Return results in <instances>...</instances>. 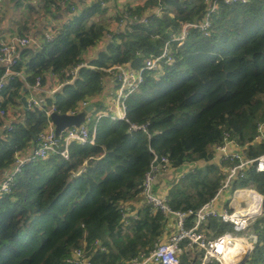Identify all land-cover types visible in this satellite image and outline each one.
<instances>
[{"label": "trees", "instance_id": "trees-1", "mask_svg": "<svg viewBox=\"0 0 264 264\" xmlns=\"http://www.w3.org/2000/svg\"><path fill=\"white\" fill-rule=\"evenodd\" d=\"M64 1L46 0L45 6L52 12L56 4L58 12ZM106 2L79 9L66 0L69 6L64 13L72 16L57 36L21 52L15 70L26 75L27 82L43 80L51 72L64 86L0 135V174L14 164L18 153L36 145L49 124L47 110L77 111L87 98L103 91L110 75L106 70L117 65L142 68L147 58L159 56L181 33L183 24L201 22L207 9L205 0H150L146 6L159 13L147 17V23L129 22L71 82L70 71L83 64V53L104 36V27L94 19L106 12ZM143 10L126 11L143 17ZM211 21L208 36L192 29L181 46L171 43L176 61L165 66L160 76L145 73L144 83L125 101L129 123L95 115L89 123L93 144L72 143L68 160L52 154L23 167L12 192L0 198V264H67L75 250H89L97 240L105 251L94 252L92 264H125L152 250L165 232V216L141 197L145 175L157 156L168 158L175 169L199 160L210 162L226 134L244 149L247 160L264 154V143L255 141L257 125L264 121V0L221 5ZM22 88V80L16 77L0 96ZM94 106V113L104 109L102 104ZM131 124L148 125L149 136L131 131ZM232 166L223 161L184 173L169 190L171 208L201 209L218 195ZM231 188L253 189L264 197V173L253 164ZM257 201L254 208L262 199L256 197ZM126 209L137 211L128 224L123 217ZM193 221L189 217L187 227ZM204 228L212 238L252 234L256 244L243 264H264V206L263 214L245 231L237 232L232 224L218 219H209ZM188 246V241L181 244ZM193 252H184L181 264H202L204 252L195 247Z\"/></svg>", "mask_w": 264, "mask_h": 264}, {"label": "built area", "instance_id": "built-area-1", "mask_svg": "<svg viewBox=\"0 0 264 264\" xmlns=\"http://www.w3.org/2000/svg\"><path fill=\"white\" fill-rule=\"evenodd\" d=\"M2 0H0L1 2ZM24 1V0H20ZM99 1V0H97ZM249 0H205L207 5L206 13L203 20L198 23H185L181 26V33L174 37L171 42L167 43L162 53L159 56H151L146 59L144 66L138 70L130 68L128 65H117L106 72L111 73L114 76L117 85V97L115 110L100 113L98 118L109 117L111 120L125 121L129 123L126 115V99L132 94L136 93L140 86L145 81V73L151 72L160 76L163 73L164 67L175 63V53L172 49L171 43L177 42L179 46L186 40L190 30L197 29L205 36H208L212 28L211 17L218 12L221 5H245ZM65 3L63 6L65 7ZM74 10V9H73ZM132 22L143 21L148 22L147 18L139 17L138 15L125 14ZM52 39V38H51ZM31 43V40L27 37L13 38L10 41H3L0 44V62L6 63V69L4 72H0V93L5 89L7 82L15 79L16 77H22L20 72L15 70L19 58L17 57V46L26 47ZM85 67L84 64L79 65L70 74L73 79L77 75L80 68ZM42 78L36 79V86L40 87ZM89 102L82 103V109L86 108ZM33 106L38 107L37 102L29 103V108ZM52 113H56L55 107L47 110V116L49 118V124L46 130H44L37 138L36 146L29 156V158L23 159L16 157L13 170L4 178L0 183V198L6 194L12 192V187L15 183L16 176L21 173L23 167L36 159H47L52 154H57L63 157L65 160L69 158V147L72 143L79 145L93 144L94 135L91 137L89 129V123L91 118L87 117L86 122L80 127H72L62 132L60 137L56 136L55 127L53 126L50 116ZM79 111H75L69 115L78 114ZM0 116H5V111H0ZM148 125H136L131 124V131H142L149 136ZM11 130V128L9 129ZM255 141L258 143H264V121L257 125V136ZM243 148L239 144L232 140L228 134L225 135L222 145L217 146L214 150L215 156L219 157L221 161H230L234 163L227 173L226 179L223 182L220 191L231 187L232 183L237 179H243L246 171L256 164L258 172L264 173V154L254 160H247L243 154ZM158 156L155 158L154 163L157 161ZM153 163V165H154ZM191 165H186L190 167ZM193 168H190L192 170ZM175 170L170 161L166 157H161L157 166H152V169L146 173L144 182L142 185L141 197L143 203L151 206L154 211L160 212L165 216L167 222L171 219L174 222V232L171 233L166 240L160 239L155 247L137 256L125 264H181V244L184 241H188L190 246H196L199 250L204 252V260H215L220 264H229L226 258L229 253L235 251L238 246V237L240 235H234L231 233L223 234L217 238L208 237L202 232L201 227L209 219H218L224 223L232 224L237 232H242L247 229L251 221L263 214V201L264 197L257 193L253 189H241L236 190L240 196L244 197L245 206L235 208L232 211H219L215 207V199L204 205L197 211H174L168 200V196H165L156 191L155 186L160 176L170 173ZM189 171V170H188ZM187 172V171H186ZM184 172V173H186ZM184 173L180 177L184 176ZM250 193H254L259 197L262 202L254 208V204L249 197ZM255 202V200H254ZM255 204H259L258 201ZM255 209L251 214V210ZM127 210V209H126ZM130 210V209H129ZM123 212V217L128 224V218H135L136 213L134 211ZM189 217H194V221L191 227H187V221ZM246 238L252 241L251 245H247L246 253L252 251L256 244V238L245 234ZM98 249L105 251L99 240L95 241L91 249H78L75 250L66 260L67 264H92V256Z\"/></svg>", "mask_w": 264, "mask_h": 264}, {"label": "crops", "instance_id": "crops-1", "mask_svg": "<svg viewBox=\"0 0 264 264\" xmlns=\"http://www.w3.org/2000/svg\"><path fill=\"white\" fill-rule=\"evenodd\" d=\"M95 1L97 0H69L70 3L75 4L79 9L90 6ZM149 1L150 0H108V2L104 4L106 12L103 15L96 16L94 19L98 25L104 27V36L94 47H91L83 53V64L87 66L90 62L95 60L101 52L105 51L113 35L122 33L127 29L129 22H131V20L125 15V13H127V9L143 8L144 10L142 18H147L152 14L159 13V10L156 8L146 6ZM45 3L46 0H2L0 2V44L3 41H10L16 37H27L31 40V43L24 48L17 46V57L19 59L20 54L24 49L38 48L46 40L54 39V37L57 36V34L72 16L69 12L64 13L69 6L68 3L65 5V7L62 5L58 12H55L56 9H58L56 1L52 12H50L51 8L49 6L46 8ZM64 3H66V0L62 4ZM41 5H43V8H40ZM46 11L47 14H45ZM76 11L78 10H72V12ZM6 66V63L0 62V72H4ZM20 79L23 82V88L18 93L15 94V90L12 89L10 94H7L6 97L0 96V104H3V106L0 108V111H5V116H0V120L2 121L0 126V135L4 134L6 130L12 128V125L23 121L26 111L30 109L28 107V109L25 110L22 103L24 98L27 100L28 104L37 102L39 104L38 107L41 108L44 106L47 99H53L56 93L59 92L64 86L59 77L51 72H47L43 75V80L40 87L36 86V81L35 83L27 82L26 75H22ZM7 84H9V82H7ZM116 97L117 85L114 76L110 73V75L106 77L103 82V91L96 97L92 99L87 98L85 100L89 102V105L92 104L93 106L94 104H102L104 109L94 113V111L97 110L94 106L93 112L89 113L88 117L93 118V116L99 115L100 113L115 110ZM81 106L82 103L77 108L79 113L85 110V108L82 109ZM35 146L18 153L16 157L19 156L23 159L29 158ZM221 163V159L215 156L210 162L199 160L193 163L190 167L184 166L181 169L172 170L170 173L162 175L158 178L155 189L159 193L168 196L172 183L178 181L181 178L180 175L186 171L188 172L190 168H203L208 164L219 165ZM13 167L14 164L0 174V183L13 170ZM253 198L254 197L252 195V199ZM131 205L138 208L139 204L133 203ZM243 206H245L244 197L242 195L240 196L238 193H236V191H233L231 187L223 191H219L215 201V207L219 211H232L235 208H240ZM134 212L137 213L136 210ZM207 223L208 221L203 225H207ZM173 225L174 222L172 219L167 222L164 235L161 238L162 240H166L168 236L174 232V227H172ZM201 230L206 236L211 237L209 234H207L205 228L202 229L201 227ZM250 235L253 236L249 233V236ZM240 236L243 240L239 242L238 250L242 253V248L245 246L247 247L248 244L250 246L252 241L248 240L246 235ZM193 247H195V250L201 251L196 246L189 245L186 248L181 247L182 251L180 257L184 252L192 253ZM245 254L246 252H244V254L238 258L236 264L245 256ZM192 255L194 256V254ZM206 262L208 261H205L203 257L202 264Z\"/></svg>", "mask_w": 264, "mask_h": 264}, {"label": "water", "instance_id": "water-1", "mask_svg": "<svg viewBox=\"0 0 264 264\" xmlns=\"http://www.w3.org/2000/svg\"><path fill=\"white\" fill-rule=\"evenodd\" d=\"M22 103L25 110L28 109L29 104L25 98L22 100ZM93 108L94 106L91 104L87 106L84 111L75 115L52 113L50 116V120L55 126L56 136L60 137L63 131L72 127H80L82 124H84L86 122L88 114L93 112ZM160 159L161 157H158L153 166H157V164L160 162ZM251 252L252 251L246 253L245 256L237 264H243L247 260Z\"/></svg>", "mask_w": 264, "mask_h": 264}, {"label": "bare ground", "instance_id": "bare-ground-1", "mask_svg": "<svg viewBox=\"0 0 264 264\" xmlns=\"http://www.w3.org/2000/svg\"><path fill=\"white\" fill-rule=\"evenodd\" d=\"M252 195H253V197H254L253 199H252ZM249 197H250L251 200H252L251 202L254 204V199H255V202H256V197H255L254 193H250V194H249ZM263 206H264V205H263ZM253 211H254V208L251 210V214L253 213ZM242 240H243V239H241V236H239V237H238V240H237V241H238V246H239V242H241ZM238 246L235 248V251H233L232 253H229L228 256L226 255V258H227L229 264H236L238 258H240L241 255L244 254V252L246 251V248H247V247H243V248H242V253L239 252V250H238ZM231 257H235L236 259L232 260Z\"/></svg>", "mask_w": 264, "mask_h": 264}, {"label": "rangeland", "instance_id": "rangeland-1", "mask_svg": "<svg viewBox=\"0 0 264 264\" xmlns=\"http://www.w3.org/2000/svg\"><path fill=\"white\" fill-rule=\"evenodd\" d=\"M40 8H43V5H41ZM45 14H47V11L45 12ZM254 200H255V199H254ZM254 205H255V202H254ZM254 205H253V206H254ZM245 247H246V246H245Z\"/></svg>", "mask_w": 264, "mask_h": 264}]
</instances>
